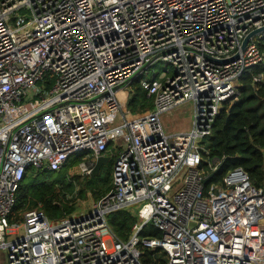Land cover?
<instances>
[{
    "label": "built area",
    "instance_id": "2783aa9c",
    "mask_svg": "<svg viewBox=\"0 0 264 264\" xmlns=\"http://www.w3.org/2000/svg\"><path fill=\"white\" fill-rule=\"evenodd\" d=\"M264 0H0V249L7 264H264V188L242 167L217 182L203 140L240 76L263 62ZM163 62L166 69L143 78ZM168 65H171L170 69ZM153 106L130 113L137 76ZM262 74L253 75V83ZM192 100L188 131L160 114ZM126 108V109H125ZM113 157L112 185L89 213L10 222L32 166L89 177ZM137 207L126 240L108 222ZM147 224L160 237H142Z\"/></svg>",
    "mask_w": 264,
    "mask_h": 264
},
{
    "label": "trees",
    "instance_id": "16d2710c",
    "mask_svg": "<svg viewBox=\"0 0 264 264\" xmlns=\"http://www.w3.org/2000/svg\"><path fill=\"white\" fill-rule=\"evenodd\" d=\"M260 47L264 51V33L260 38ZM262 74L260 82L253 83V75ZM140 75L133 82L138 85L131 94L127 107L136 113L135 106L146 110L153 106L152 98L146 94L139 84ZM144 108V109H143ZM140 110V111H141ZM211 156L220 158V164L210 182H217L233 167H242L252 184L257 188H264V60L253 65L249 72L239 78L235 97L221 107L218 112L211 135L203 140ZM75 159L67 161L59 172L39 170L28 167L19 189L16 202L9 221L18 219L17 215L29 205L42 203V211L48 218L64 216L70 213L62 206L58 198L56 187L71 190L72 184L67 182L68 167L75 163ZM109 189L98 194V199ZM22 217V216H21ZM19 217V219L21 218ZM108 222L115 234L126 240L131 232L136 217L127 210H121L108 216ZM142 237H160L159 231L147 224L140 232ZM142 264H166V260L159 251H143Z\"/></svg>",
    "mask_w": 264,
    "mask_h": 264
},
{
    "label": "rangeland",
    "instance_id": "374dc122",
    "mask_svg": "<svg viewBox=\"0 0 264 264\" xmlns=\"http://www.w3.org/2000/svg\"><path fill=\"white\" fill-rule=\"evenodd\" d=\"M168 67L172 69L171 65H168ZM165 69L166 66L164 65V63L159 62L147 69V71H145V73H142L141 76L143 78H149L151 77V74H161ZM137 85V82H132V84H130V86L132 87L131 89L134 90L135 88L133 87H136ZM134 108V111H142L138 106H135ZM193 110V101L186 100L172 107L170 110L162 112L160 114V122L164 132L168 135H173L188 131L191 127ZM131 114L134 113L130 110L128 116H130ZM112 160L113 157L110 156L109 161L101 165L99 173L95 176L90 175L89 177H83L79 174L67 175V182H70L72 184L71 190H66L63 187L61 188L60 186H58L56 187V191L59 193L58 198L61 200L62 206L68 208V210H70V213L64 216H56L53 219L50 217V221L58 223L66 217L73 218L89 213L92 204L96 202V200H98V194L106 189H109L112 185L110 171ZM42 207V203L40 202L34 206L29 205V207L22 209L21 212L16 215L19 219V217H21L25 212L32 209L42 210ZM137 209V207H130L127 209V211H129L133 216L136 217V221H138V218L136 216ZM0 264H7L6 254L1 249Z\"/></svg>",
    "mask_w": 264,
    "mask_h": 264
},
{
    "label": "water",
    "instance_id": "95a60500",
    "mask_svg": "<svg viewBox=\"0 0 264 264\" xmlns=\"http://www.w3.org/2000/svg\"><path fill=\"white\" fill-rule=\"evenodd\" d=\"M258 32H264V26L260 27V28H256L253 31H251L244 39V43L248 40V38ZM109 161V156L106 155H100L98 156L96 163L93 167V170L91 172V176H95L99 173L100 171V167L103 163H106ZM218 169L212 171L211 173H209L203 180L204 183H208L210 182V180L212 179V177L215 175V173L217 172Z\"/></svg>",
    "mask_w": 264,
    "mask_h": 264
}]
</instances>
